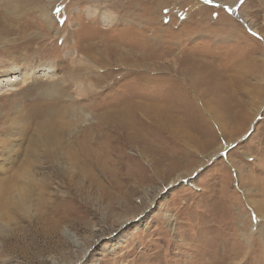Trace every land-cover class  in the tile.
I'll return each instance as SVG.
<instances>
[{"label": "rangeland", "instance_id": "rangeland-1", "mask_svg": "<svg viewBox=\"0 0 264 264\" xmlns=\"http://www.w3.org/2000/svg\"><path fill=\"white\" fill-rule=\"evenodd\" d=\"M5 74L60 147L0 264H264V0H0Z\"/></svg>", "mask_w": 264, "mask_h": 264}, {"label": "bare ground", "instance_id": "bare-ground-1", "mask_svg": "<svg viewBox=\"0 0 264 264\" xmlns=\"http://www.w3.org/2000/svg\"><path fill=\"white\" fill-rule=\"evenodd\" d=\"M26 74L28 75L29 73L26 72ZM3 76L6 77L7 74L0 75L1 85L7 84L6 80L9 81L14 80L13 76L7 78H3ZM60 84H56V82L54 81L50 84H47L45 90L43 89L41 91V95L43 97H47V99L48 97H53L55 94L62 95L63 89L60 86ZM38 98L40 99L41 97ZM46 108L49 110L47 111V113H49V115L51 116H46L47 114H44L43 117H41L39 116V114H37V116L35 117L36 127L33 133H31L30 131L32 129L30 125H29L30 130L24 128V126L27 124L26 123L27 119L25 118L24 115L21 116L20 114H17L15 117L7 116V120L9 122L8 125L9 127H7L9 128L8 129L9 134L17 137V139H10L4 137V139L0 140L1 143L0 154H2L0 156L4 157L5 159V162L0 163V171H3L4 174H6L8 172V169L10 168L11 169L10 171L14 170L15 173L12 176H10L9 174L7 176H2V175L0 176V217H7L13 219L16 216H19V214H17L16 212L19 213V211H23L25 213L27 212V214L29 213L30 195L33 192L35 193V191L39 189V187L43 186L42 184H40V182L42 179H46V176L44 177V174L47 173L50 166H52V162H54L53 160H55L57 156H59L58 148L60 147V141L57 132L54 130L55 125L54 123H52L53 122L52 119L56 115L55 114L56 112H53L50 107H46ZM158 114L159 112L155 111L154 113L155 117L158 116ZM167 115L171 116V114L169 113H167ZM179 118L180 117H177L176 119ZM156 119L160 120L158 117ZM129 124L133 125V122L130 121ZM65 125L66 127L70 128V119L69 121H67V123H65ZM126 125L128 126V123H126ZM166 125L168 128L171 127V125L168 124ZM22 139H24L23 143L26 142V146H25L26 155L24 159L20 160L14 158V156ZM1 146L3 147V149H1ZM86 151H88V149ZM86 154L88 155V153ZM44 162L46 163L44 164ZM49 224L53 228L57 229L59 228L60 222L57 220V218H55L49 221Z\"/></svg>", "mask_w": 264, "mask_h": 264}, {"label": "snow or ice", "instance_id": "snow-or-ice-1", "mask_svg": "<svg viewBox=\"0 0 264 264\" xmlns=\"http://www.w3.org/2000/svg\"><path fill=\"white\" fill-rule=\"evenodd\" d=\"M206 3H211L212 0H205ZM243 2V0H241V3ZM230 10V9H229ZM253 35H256V33H253Z\"/></svg>", "mask_w": 264, "mask_h": 264}]
</instances>
